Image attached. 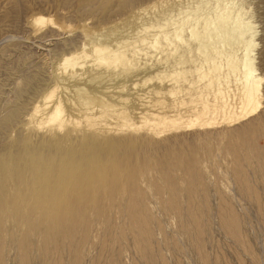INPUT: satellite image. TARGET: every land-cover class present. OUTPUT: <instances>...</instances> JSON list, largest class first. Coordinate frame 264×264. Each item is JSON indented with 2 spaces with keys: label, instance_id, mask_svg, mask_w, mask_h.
<instances>
[{
  "label": "rangeland",
  "instance_id": "1",
  "mask_svg": "<svg viewBox=\"0 0 264 264\" xmlns=\"http://www.w3.org/2000/svg\"><path fill=\"white\" fill-rule=\"evenodd\" d=\"M154 1L0 0V264H264V0H234L254 27L263 80L261 108L231 124L214 110L221 104L214 93L200 98L207 81L176 74L196 68L190 60L202 55L187 44L198 40L175 50L160 37L200 0H161L139 11ZM37 15L52 22L36 24ZM233 36L224 49L243 53L247 39L234 46ZM154 38L163 43L158 50L149 45ZM134 41L142 51L130 71L80 54ZM72 54L78 64L66 69ZM77 87L131 111L139 129H123L116 115L88 125ZM229 87L235 104L239 90ZM51 90L48 109L62 101L68 117L62 128L42 123ZM205 104L214 124L162 135L142 127L143 114H178L187 124Z\"/></svg>",
  "mask_w": 264,
  "mask_h": 264
},
{
  "label": "bare ground",
  "instance_id": "2",
  "mask_svg": "<svg viewBox=\"0 0 264 264\" xmlns=\"http://www.w3.org/2000/svg\"><path fill=\"white\" fill-rule=\"evenodd\" d=\"M158 3H157V1H154V2H151L149 4H146L145 6L140 7L139 11H145L151 7H154ZM181 9H184V8H181ZM183 11H185V10H183ZM183 11L180 13H184ZM33 21L36 24H44L47 21H51V19H46L45 17L37 15L36 17L33 18ZM186 26L191 27L190 28V33H191L190 38H186L184 35V34H186V32H185ZM148 27H150V26H148ZM152 27H154V26H152ZM171 27L173 28L174 36H172L173 33L166 32L167 28H165V30H166L165 32L162 31V34H160L161 32L159 34H160V37H163L164 40L167 42V44L171 45L170 47L175 48V50H180V48H181L180 44L178 42H184V44L186 41H191V40H198V42H199V45L196 47H194L192 44H187L188 45L187 49L189 50V52H198L199 54L202 55V57H200L199 59H197L195 57L196 59L194 58L192 60V58H191V60H190L192 62L194 61L195 63L198 61L196 63L197 64L196 68L195 69H190V68L189 69H183L181 71L176 70L177 72L176 71L175 72L178 76H181V77H182V75H183V77L186 76V74H188V73H189V75L198 74L199 79L197 80V82L201 83L204 80L207 81V82H205V85L203 87L204 91L207 90V94H203V93L201 94L200 98L202 100H203V98L204 99H206V97L208 98L209 94L214 93L213 96H215L217 101L219 103H221V104H213L214 110H216L217 112L220 110L226 111V113H228V116L227 117L225 116V117H226V119H228V122L230 121L232 123L234 121H237V120L239 121L241 119H244V118L252 115L253 113H255L257 110H259L261 108V106H262V80L263 79L260 76V74L258 72V67L256 66V63H255L254 49H255V46L257 43L254 40V30L252 31V29L254 27L252 26L251 22L245 18V11L241 5H238V3L234 0H207V1L200 0L193 7L189 6L188 9L185 11L183 16H179L176 19H174V23L171 24ZM200 27L204 28L203 34H201L202 32H200L201 31ZM248 32H250V37L246 38L245 35ZM159 34H158V36H159ZM233 34H234V36H233ZM230 35L233 36L232 45H234V46L236 44L241 43V41L247 39V43H245V45L242 46L243 47V53L239 54L240 49L238 48V46L236 48H238L239 50L237 49L235 51L234 50L227 51L226 49H224L225 45L227 44V42L229 40L228 37ZM216 36H217V38L220 37L218 43L215 42V40H214V38ZM159 38H156V39L154 38L155 40L148 41L149 45L151 44V47L155 48V50L156 49L158 50V48L163 44V43L160 44L161 42H160ZM149 39H153V38H149ZM209 40H211V41H209ZM139 41H140V39H139ZM141 41L145 43V44L143 43L145 46H147L146 45L147 37H144ZM139 44L140 43H138V45H137V42L135 43V41L133 43L132 42H123V43H121V45L118 44V47L120 45V47H119L120 49H118V51L112 50L110 48V46H108V45L96 44L95 47L93 46L94 47V55H90L89 54L90 52L88 53V51L85 50L86 47H84L85 51L84 50H83V52L81 51L80 54H81L82 59L83 58H89V57H95V58H97V60L101 64L107 63V62H110L113 64L116 63V66L118 64H122L125 70L129 69V71H130L131 69L136 67L135 66L137 63V61L135 62L136 56L142 51V47ZM164 49L166 50L165 45H164ZM241 50H240V52H241ZM182 51H183V49H182ZM166 53H168V52L166 51ZM190 55H192V54H190ZM218 57L225 58V61L224 62L223 61L217 62ZM79 58H80V56H79ZM76 59H77V57H76ZM76 59H75V56H73V54L71 56L65 57L63 65L65 66L66 69L68 67H74L78 64ZM185 61L187 63L186 58L181 56L179 64L180 63L183 64ZM79 62L81 63V61H79ZM113 64H111V66ZM207 64H208V67H206ZM184 66H186V65H184ZM184 66L182 68H185ZM174 76H175V74H174ZM181 77H180V79H181ZM146 79H148V78H146ZM145 81H148V80H145ZM197 82H196V84H197ZM216 82H218L217 85H215ZM202 83L204 84V82H202ZM232 83H234L235 86H237V88L239 90L238 97L240 98V101L239 102L237 100H236L237 102L235 100L233 101V102H236L237 104L236 103L233 104V103H231L232 101L231 102L229 101V94L230 93L227 91V89L231 88L233 86L232 85L231 87H229ZM84 88L83 87H77L76 88V93H77L76 98L78 99L77 104H79L82 108H84L83 110H81V112L83 113V120L88 125H95V124L100 123V122L102 124L103 123L108 124L107 122H108V119L111 117V115H116L117 117L123 116L125 118V121L127 123L124 124L123 129L126 127H127V129L130 127H131V129L139 127V125H137L135 123V121H134L135 119L133 118L134 116H132V113H130L131 111L129 112L126 109L118 110V106L116 107L115 103L113 104V102L111 103L107 100H103V99H99L97 97H93L90 93L86 92ZM55 90H51V91H49V93H47V95H45L44 101H45V109L46 110L49 108L50 101H52L51 99L54 97ZM211 90L214 92H211ZM122 91H124V90H122ZM151 92H152V90H151ZM155 93L157 94V92H155ZM172 93H174V91ZM237 94L238 93H236V95ZM230 96H231V94H230ZM197 97H198V95H197ZM143 99H145V97H143ZM195 99L197 100V98H195ZM119 100H122V98ZM127 100L128 99H126V101ZM57 101L55 104H53L52 108L48 109V111L43 113L42 123L49 124V125L52 124L54 126L56 125L59 128H62L66 125V123L68 121V117L65 114V108H64L62 101H58V102ZM122 101H124V99ZM146 101H147V98H146ZM72 102L75 103V101H72ZM160 102H161L160 104H162L163 101L161 100ZM157 103H159V102L157 101ZM191 103H193V102H191ZM194 104H197V103L195 102ZM125 105H126V103H125ZM125 105L123 107H126ZM211 105L212 104H205V106L201 105L203 107L202 111H200L199 113L197 111H195L199 115L195 119L190 120V122L187 124L182 123V121H181L182 116L180 117L178 114H177L178 116L174 115V117L173 116H167V115H160V114H154L153 116L151 115V117H150V116L143 114L141 116V118H142V121L144 122V124H146V125H143L142 127H144V126L147 127L148 124L152 125L150 130L158 133L159 135L160 134L162 135L165 131L168 132L171 128L172 129L173 128L178 129L179 127L181 128L182 126H184V127H188L187 129H191V128L196 127V125L214 124L215 121L207 120L208 118L207 119L205 118V116H208V114L210 112V108H211L210 106ZM96 107H97V109H99L100 113L97 115H92L93 114L92 109L96 110ZM40 108L41 107L39 105L34 113H38L39 111H41ZM212 110H213V108H212ZM216 111H214V112H216ZM138 114H140V113H138ZM210 114H211V112H210ZM123 117H120V118L123 119ZM201 118H205V119L202 120ZM77 121H78V123L81 122L80 120L76 119V121L74 120L73 123L78 124ZM119 121H120V119H119ZM186 121L188 122L189 120H186ZM186 121H184V122H186ZM140 129H141V126H140ZM150 130H149V132H151Z\"/></svg>",
  "mask_w": 264,
  "mask_h": 264
}]
</instances>
